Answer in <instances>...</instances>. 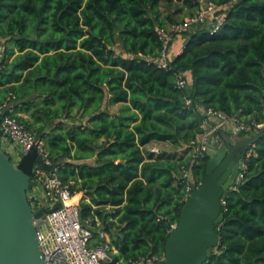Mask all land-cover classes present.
Wrapping results in <instances>:
<instances>
[{"label": "trees", "instance_id": "obj_1", "mask_svg": "<svg viewBox=\"0 0 264 264\" xmlns=\"http://www.w3.org/2000/svg\"><path fill=\"white\" fill-rule=\"evenodd\" d=\"M214 1L228 5L220 29L184 33L161 68L157 30L193 14L194 0H0V106L36 135L51 124L40 140L52 166L82 193L80 217L94 237L107 232L115 260L164 254L187 198L198 106L264 122V0ZM151 142L171 150L145 154ZM248 149L201 264H264V135ZM207 160L190 169L196 185Z\"/></svg>", "mask_w": 264, "mask_h": 264}, {"label": "built area", "instance_id": "obj_2", "mask_svg": "<svg viewBox=\"0 0 264 264\" xmlns=\"http://www.w3.org/2000/svg\"><path fill=\"white\" fill-rule=\"evenodd\" d=\"M194 1L197 7L192 15L184 20L158 28L160 48L155 58L158 67L166 68L169 61L174 57L170 55V46L176 37L199 26H207L211 32L219 30L222 26L227 4H218L214 0ZM2 53L3 47L0 45V58ZM176 84L180 88H185L189 93L188 80L184 78L182 73L177 75ZM185 103L191 104V99L188 96H185ZM3 109L7 110L0 117V130L4 136L17 143L21 147V151H27L35 147L43 161L52 167L50 171H47L37 164L33 166L32 180L36 182V186L32 189L36 193L32 195V199L28 197L27 193L33 212L41 208L47 209V212L32 220L35 237L44 262L49 264H162L164 254L139 255L127 260H115L113 255L116 250L111 245L107 232L99 228L97 230L98 239H95L93 235L94 227L90 219H81L79 202L72 201L73 194L70 184L63 182L57 173L56 167L52 166L44 143L37 140L36 134L26 128L18 115L13 113L12 108L0 106V112ZM200 112L202 114L200 122L202 132L197 135L196 142H190V145L194 147L192 158L189 164L182 168V178L187 181V195L190 191V182L194 183L190 177V169L199 157L206 154L210 138H217L221 133L246 137L261 133L264 130V122L246 121L237 114L226 115L211 108H202ZM151 150L157 151L155 148ZM250 151L248 149L239 161L235 185L243 178L246 168L244 156L249 155ZM200 183L198 185L194 184L199 186ZM55 203H59V207L51 209ZM220 204H224V201L221 200ZM174 226L175 224L171 225V229Z\"/></svg>", "mask_w": 264, "mask_h": 264}, {"label": "water", "instance_id": "obj_3", "mask_svg": "<svg viewBox=\"0 0 264 264\" xmlns=\"http://www.w3.org/2000/svg\"><path fill=\"white\" fill-rule=\"evenodd\" d=\"M0 112V117L6 113ZM51 124H46L37 140ZM264 132L241 136L221 133L208 140L205 176L199 186L190 182V191L179 219L164 244L162 264H201L218 245L214 229L223 219L220 200L235 185L239 161ZM0 136H4L0 130ZM13 165L0 147V264H49L41 258L32 224L47 209L33 212L27 193L36 186L32 180L35 164L50 171L35 147L18 154ZM32 199V198H31ZM55 203L51 209L59 207Z\"/></svg>", "mask_w": 264, "mask_h": 264}, {"label": "rangeland", "instance_id": "obj_4", "mask_svg": "<svg viewBox=\"0 0 264 264\" xmlns=\"http://www.w3.org/2000/svg\"><path fill=\"white\" fill-rule=\"evenodd\" d=\"M192 15V14H191ZM179 17V15H178ZM177 17V18H178ZM187 18V17H186ZM177 21H180V20H177ZM179 39H181V37H178L175 39V42L179 41ZM229 134V133H228ZM0 146H1V149L4 150L5 154L7 155L8 159L11 161V163L13 165H16L18 159H19V152H21V147L15 143V142H12L10 141L8 138L4 137V136H0ZM156 148L157 149L159 148V150H171L170 148V145L169 144H156V145H152V144H148L146 145L145 147H143V150L145 152V154L148 153V151H151L152 148ZM148 150V151H147ZM36 192H34L33 189H31L29 192H28V197L31 199L32 195H34ZM76 197L79 196V195H75ZM95 239H98L97 237H95Z\"/></svg>", "mask_w": 264, "mask_h": 264}, {"label": "crops", "instance_id": "obj_5", "mask_svg": "<svg viewBox=\"0 0 264 264\" xmlns=\"http://www.w3.org/2000/svg\"><path fill=\"white\" fill-rule=\"evenodd\" d=\"M164 10V9H163ZM179 15V20L181 21V20H184L186 17H189L190 16V11L187 9V8H185L184 9V11L182 12V13H179L178 14ZM178 37H181V39H179V41L177 42H175V39L176 38H178ZM178 37H176L174 40H173V42L171 43V46H170V55H171V57H173V56H175V55H177L180 51H181V49H182V47H183V43H184V38H185V36L184 35H180V36H178ZM0 45H1V42H0ZM188 80L190 79V76L189 75H187V77H186ZM117 109V105H114V106H112L111 108H110V110L111 111H115ZM198 109L201 111L202 110V107H200V106H198ZM228 130L226 129V132H227ZM230 134V133H229ZM5 137V136H4ZM7 138V137H6ZM150 144H152V145H156V144H159V143H157V142H151ZM149 144V145H150ZM160 144H163V143H160ZM1 147V146H0ZM154 148V147H153ZM155 149H157V147L155 148ZM159 149V148H158ZM4 151V150H3ZM75 195H79L78 197H77V200H76V202H79V200H80V198H81V196H82V193L81 192H78V193H75L74 195H73V197L75 196ZM75 202V201H74Z\"/></svg>", "mask_w": 264, "mask_h": 264}, {"label": "bare ground", "instance_id": "obj_6", "mask_svg": "<svg viewBox=\"0 0 264 264\" xmlns=\"http://www.w3.org/2000/svg\"><path fill=\"white\" fill-rule=\"evenodd\" d=\"M74 197H75V196H74ZM74 197H73V198H74ZM73 198H72V201H75Z\"/></svg>", "mask_w": 264, "mask_h": 264}]
</instances>
